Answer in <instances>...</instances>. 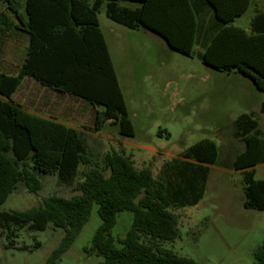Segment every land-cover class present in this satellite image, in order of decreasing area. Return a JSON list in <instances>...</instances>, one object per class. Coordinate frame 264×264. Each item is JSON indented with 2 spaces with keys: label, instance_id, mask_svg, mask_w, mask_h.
<instances>
[{
  "label": "trees",
  "instance_id": "1",
  "mask_svg": "<svg viewBox=\"0 0 264 264\" xmlns=\"http://www.w3.org/2000/svg\"><path fill=\"white\" fill-rule=\"evenodd\" d=\"M21 1L4 0L18 25L6 11L0 12V30L17 26L31 34L29 53L18 74L0 70V204L20 182L29 191L39 192L40 174H55L68 186L80 173L82 180L79 192L71 197L52 194L26 210H0L7 247H16L21 229L44 230L52 223L65 233L39 264H60L90 220L94 205H98L102 223L86 251L103 257L100 264H199L164 243L181 237L179 217L172 209L195 206L204 198L211 165L219 158L215 141L202 139L190 145L178 157L165 161L155 175L150 165L138 168L123 148L108 151L99 161L83 132L23 109L12 95L26 75L33 76L46 86L95 105L94 129L113 124L121 136L134 137L135 127L99 24L104 2L111 20L130 29L143 26L186 55H192L195 45L200 44L205 65L237 69L261 90L264 11L253 17L246 30L233 21L248 10L251 0H46L59 5V16L40 10L53 7L41 4V0H25L23 13ZM208 12L215 21L212 19L203 36L201 16ZM70 23L100 34L102 67H97L102 69L101 86L95 83L94 71L86 67L90 63L81 61L73 46L57 43L60 35L69 39ZM235 134L245 142L233 161V168L243 174L244 207L264 210V179L255 177L256 166L264 163V138L258 119L247 113L240 115L235 120ZM122 211L133 212V223L125 237L116 238L112 229ZM254 257V264H264V245L254 251Z\"/></svg>",
  "mask_w": 264,
  "mask_h": 264
},
{
  "label": "rangeland",
  "instance_id": "2",
  "mask_svg": "<svg viewBox=\"0 0 264 264\" xmlns=\"http://www.w3.org/2000/svg\"><path fill=\"white\" fill-rule=\"evenodd\" d=\"M101 10L113 63L135 127L134 139L139 144L163 148L152 159L139 155L134 159L136 165H150L157 175V165L168 151L179 154L202 139L215 141L219 148L204 198L195 206L172 209L179 217L181 237L164 245L199 264H254V251L264 245V210L244 207L243 174L233 168V161L245 142L235 134V120L245 113L253 115L264 138V90L237 69L218 70L205 65L200 44L195 45L192 55L183 54L143 26L130 29L108 18L106 2ZM263 11L264 0H251L248 10L233 24L249 30L253 17ZM212 17L211 12L201 16V35L212 19L215 21ZM88 141L99 161L120 146L93 134ZM255 177L264 179V163L256 166ZM39 179V192L29 191L20 182L0 204V210H26L52 194L71 197L79 192L82 174L71 186L62 184L55 174H40ZM98 208L94 205L90 220L60 264H100L104 260L86 251L102 223ZM133 217L131 211L118 214L112 229L116 238L125 237ZM64 233L52 223L44 230L23 228L16 247H7L8 240L0 227V264L42 263L60 244ZM37 242L40 246H35ZM24 245L29 248H21Z\"/></svg>",
  "mask_w": 264,
  "mask_h": 264
},
{
  "label": "crops",
  "instance_id": "3",
  "mask_svg": "<svg viewBox=\"0 0 264 264\" xmlns=\"http://www.w3.org/2000/svg\"><path fill=\"white\" fill-rule=\"evenodd\" d=\"M93 1L94 0H90V2ZM21 3V12L24 13L25 0H22ZM40 3L45 4V6H49L48 4H52L51 6H53L50 9L40 8V10L46 9L47 13L51 12L57 16L61 14L62 10L56 3H50L46 0H41ZM2 11H6L8 13L15 25L19 24L18 19L10 10L7 9L4 0H0V12ZM101 11L102 10L99 12V24L102 35L108 47V51L111 55L108 39L104 31ZM69 26V30L71 31L69 39H64V37L60 35V37L57 39L58 45L69 44V46H73L79 54L80 60L90 63V66L86 67L94 71L95 83L99 82V85L101 86L102 69H98L97 67L99 65L102 67V46L100 34L92 29L84 31L80 25H74L70 23ZM30 44L31 34L21 28H18L17 26L6 30H0V70L9 75L18 74L26 61ZM91 74H93V72H91ZM18 93L20 96L19 99L17 98ZM12 100L16 103H19L23 109L33 114L62 122L67 126L73 127L83 132L86 135L88 144V136L91 134L99 136L100 139L105 142H108L107 140L111 139V143L114 142L115 145L120 144V146H116L117 148L115 149H125L127 153L132 155L133 159L137 158L139 155H142L148 159H152L154 156L158 155L160 149H163L162 147H157L152 144H139L134 139L135 136H121L118 132L117 126L113 124L107 125L99 130L94 129L95 116L97 112V107L95 105L81 97L75 96L68 92H61L46 86L30 75H26L23 78L20 86L12 95ZM89 147L92 149L90 145ZM179 155L180 153L173 154L172 151H168L166 154L162 155V161L157 165L159 171L165 161L178 157ZM152 170L154 172L153 168Z\"/></svg>",
  "mask_w": 264,
  "mask_h": 264
}]
</instances>
